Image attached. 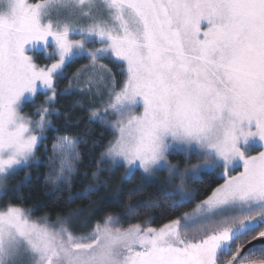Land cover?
Segmentation results:
<instances>
[{
	"label": "snow or ice",
	"instance_id": "1",
	"mask_svg": "<svg viewBox=\"0 0 264 264\" xmlns=\"http://www.w3.org/2000/svg\"><path fill=\"white\" fill-rule=\"evenodd\" d=\"M38 48L50 63L35 61ZM73 92L95 105L89 123L111 132L91 175L102 164L126 178L166 173L163 202L93 224L80 208L34 218L16 196L0 203V264H264V0H0V186L39 165L52 131L53 195L68 190L71 204L98 191L94 181L71 192L82 138L59 133L53 102ZM140 207L160 212L125 226Z\"/></svg>",
	"mask_w": 264,
	"mask_h": 264
},
{
	"label": "trees",
	"instance_id": "2",
	"mask_svg": "<svg viewBox=\"0 0 264 264\" xmlns=\"http://www.w3.org/2000/svg\"><path fill=\"white\" fill-rule=\"evenodd\" d=\"M83 60L80 59L76 63L71 64L70 67L72 69L70 72ZM109 65L113 69L116 68L113 64ZM116 73L117 79H119L118 69ZM69 79L70 77L61 80L58 90L64 89L68 85ZM43 99L44 95H38L35 98V103L28 104L24 110L32 114L40 106V101ZM78 101H81V94L79 92H73L71 95L58 96L53 105L62 115L59 118L54 117L53 120L60 134L69 133L82 138V143L79 145L82 161L78 167L71 192H81L89 183L94 181L99 186L98 191L91 194L87 199L75 200L71 204H65V200L69 196L68 190H65L60 195V199H57L53 195V186L47 183L45 179L46 173L48 172V168L45 166L47 164L45 151L47 150L48 155H51L52 144L57 133L49 131L47 134L48 138L37 152L40 159L39 165L27 169H20L11 174L6 190L8 195L5 196L2 194L0 196V203L20 196L24 200L25 207L36 209L33 213L34 218L48 215L52 220H55L58 216H66L71 210L80 208L84 209L83 214L85 216L91 215L93 217V224L107 214H121L129 206L134 207L141 203L147 204L149 202L162 204L163 198L155 195L159 183L146 178L140 171H137L131 178H126L123 166H116L109 169L106 164H102V170L98 172V178H94L91 175L92 172L97 171V160L100 158V153L104 150V143L111 138V132L106 131L98 123H89V112L78 106ZM63 114H66L67 120L71 121L68 127H65V115ZM45 145L47 149H45ZM25 172H29L32 177L26 186L22 185ZM210 179L205 177V180ZM17 187H19V192L14 191ZM202 198L199 197L198 199ZM14 202L18 203L19 201ZM194 203L173 213V217L180 215L182 212L189 211L194 206ZM159 212V208L140 207L139 213L141 215L135 219H125L122 216V221L126 226L128 223H136L149 217H156ZM162 222L165 221L157 219L156 225L158 226Z\"/></svg>",
	"mask_w": 264,
	"mask_h": 264
},
{
	"label": "rangeland",
	"instance_id": "3",
	"mask_svg": "<svg viewBox=\"0 0 264 264\" xmlns=\"http://www.w3.org/2000/svg\"><path fill=\"white\" fill-rule=\"evenodd\" d=\"M33 55H34V59H35V61L38 63V64H41V65H43V64H47V63H50L51 61H49L48 60V58H47V56H46V54H45V52H44V50L42 49V48H38L37 50H35V52L33 53ZM42 56V57H41ZM104 63H108V59L106 58L104 61H103ZM86 63H88V61L87 60H83L82 62H80V64L72 71V72H70V70L72 69V67H67L66 69H65V73H66V76L67 75H69V77L71 78V76H72V74L74 73V72H76L77 71V69H79L82 65H84V64H86ZM109 67L110 68H112L110 65H109ZM116 68H112V71L113 72H115L116 73ZM68 77V78H69ZM59 84H60V81H59V83H58V88H59ZM69 86V82H68V85L66 86V87H68ZM66 87H64V88H66ZM36 98V97H35ZM34 98V99H35ZM44 100H45V96H44V99L42 100V101H40V105L44 102ZM56 101V100H55ZM55 101L53 102V104L55 103ZM81 101L83 102V104L85 105V107H82L84 110H87L88 111V109L89 108H91V107H94L95 105L94 104H92L89 100H88V97L86 96V95H81ZM36 107V106H35ZM25 109V108H24ZM36 110V109H35ZM24 112L25 113H28V111H25L24 110ZM35 112V111H34ZM89 112V111H88ZM29 114V113H28ZM38 156V155H37ZM170 159H171V161L173 162V163H177V162H179L180 163V165H181V167H183L184 166V159H183V157H182V155H180L179 153H177V154H174V155H172L171 157H170ZM197 161H195V159H193L192 161H190V163H196ZM142 173V172H141ZM165 177H166V173H159L154 179H150V180H152V181H155V182H158L159 184L161 183V182H163L164 181V179H165ZM8 185H9V177H8V179H7V181L2 185V186H0V196L3 194V192L4 191H6L7 190V188H8ZM191 186V185H190ZM191 210V209H190ZM189 210V211H190Z\"/></svg>",
	"mask_w": 264,
	"mask_h": 264
}]
</instances>
